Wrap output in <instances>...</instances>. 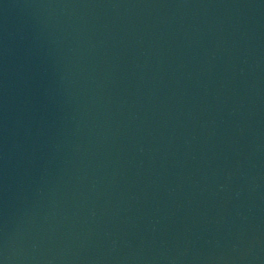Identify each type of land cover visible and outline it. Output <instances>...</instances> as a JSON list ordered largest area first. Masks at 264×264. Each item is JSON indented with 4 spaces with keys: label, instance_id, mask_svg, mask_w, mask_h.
Masks as SVG:
<instances>
[{
    "label": "water",
    "instance_id": "1",
    "mask_svg": "<svg viewBox=\"0 0 264 264\" xmlns=\"http://www.w3.org/2000/svg\"><path fill=\"white\" fill-rule=\"evenodd\" d=\"M264 84V0H0V264H45Z\"/></svg>",
    "mask_w": 264,
    "mask_h": 264
}]
</instances>
